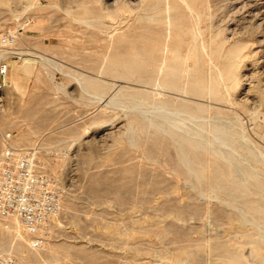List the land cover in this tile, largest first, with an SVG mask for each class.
<instances>
[{
  "label": "rangeland",
  "instance_id": "rangeland-1",
  "mask_svg": "<svg viewBox=\"0 0 264 264\" xmlns=\"http://www.w3.org/2000/svg\"><path fill=\"white\" fill-rule=\"evenodd\" d=\"M152 1L0 0V39L9 40L4 46L9 53L0 46V61L10 64L0 100V151L7 144L30 148L38 166L61 185L62 195L59 218L39 248L31 246L30 238L13 240L7 231L12 218L0 216V253L13 254L19 264H226L238 247L254 246V235L264 246V105L247 95L255 94L247 90L248 83L258 77L257 54L250 50L264 46V27L248 14L247 0H211V12L198 4L202 13L183 0H175L180 10L160 0L157 8L164 15L145 19L141 12ZM234 40L247 44L235 45L242 55L226 66L230 55L224 50ZM218 45L223 54L212 51ZM18 50L25 51L21 59L12 53ZM134 100L179 106L185 115L189 109L202 117L195 121L200 125L188 122L205 140L213 138L216 123H225L236 136L223 153H218L220 144L214 152L186 145L193 149V165L198 163L187 169L175 135L147 126L137 115L141 111L132 107Z\"/></svg>",
  "mask_w": 264,
  "mask_h": 264
},
{
  "label": "bare ground",
  "instance_id": "bare-ground-1",
  "mask_svg": "<svg viewBox=\"0 0 264 264\" xmlns=\"http://www.w3.org/2000/svg\"><path fill=\"white\" fill-rule=\"evenodd\" d=\"M116 1V0H115ZM142 1V0H141ZM144 1V0H143ZM211 0H183V2L187 5H194V9H196V10H198V12H201V10L200 9H198V8H196L197 6H198V4H200V5H202V6H209L210 7V4H211V2H210ZM242 1H244V0H233V2H237V3H241ZM246 1V0H245ZM31 2V1H30ZM160 2V0H153L151 3H150V5H148V6H146V7H143V12H141L142 13V16L143 17H145V19L146 18H149V19H156V18H160V16H161V14H163L164 15V13H161L160 12V10H161V6L159 5L158 6V8H157V5H158V3ZM167 2V1H166ZM165 2V3H166ZM216 2V1H215ZM214 2V3H215ZM223 2V1H222ZM232 2V1H231ZM230 2V3H231ZM136 3V2H135ZM244 3V5L246 4L245 2H243ZM247 3L250 5V11L248 12V14L249 15H253L257 20H258V22H257V24H258V27H264V0H247ZM217 4V3H216ZM215 4V5H216ZM135 5V4H134ZM170 5H171V7H173V8H175V10H177V9H179L180 10V6L179 5H177L176 4V2H175V0L172 2V3H170V1L168 0V7H170ZM220 5V4H219ZM230 5H232V4H230ZM237 5V4H236ZM85 6V5H84ZM139 6V5H138ZM137 6V7H138ZM189 7V6H188ZM187 7V8H188ZM214 6H212V8H213ZM219 7V6H218ZM88 8V7H87ZM136 8V7H135ZM217 8V7H216ZM216 8H215V10H216ZM116 9V8H115ZM120 9V8H119ZM124 9V8H123ZM141 9V8H140ZM153 9V10H152ZM155 9V10H154ZM219 9V8H218ZM131 10H133V9H131ZM137 10V9H136ZM190 10H191V8H190ZM200 10V11H199ZM209 10H210V12H211V7L209 8ZM213 10V9H212ZM214 10V11H215ZM116 11V10H115ZM124 11V10H123ZM134 11V10H133ZM247 11V10H246ZM255 11V12H254ZM117 12V11H116ZM121 12V11H120ZM120 12H118V13H120ZM125 12H127L128 13V10L126 11L125 10ZM140 12V11H139ZM188 12V11H187ZM191 12V11H190ZM254 12V13H253ZM124 13V12H123ZM122 13V14H123ZM131 13H134V12H131ZM130 13V14H131ZM192 13V12H191ZM202 13V12H201ZM94 14V13H93ZM176 14V13H175ZM210 14V13H209ZM244 14V13H243ZM84 15V14H83ZM112 15V14H111ZM111 15H109V16H111ZM116 15V14H115ZM177 15V14H176ZM180 15V14H179ZM85 16V15H84ZM113 17H114V15H112ZM111 16V18H113ZM126 16V15H125ZM136 16V15H135ZM211 16V15H210ZM244 16V15H243ZM89 17V16H88ZM95 17V16H94ZM116 17V16H115ZM114 17V20L116 19ZM118 17V16H117ZM30 18V17H29ZM131 18H132V15H131ZM130 18V19H131ZM133 18H134V14H133ZM178 18V17H177ZM248 18V17H247ZM28 19V18H27ZM84 19V18H83ZM95 19V18H94ZM94 19H92V20H94ZM96 19H97V17H96ZM103 19V18H102ZM144 19V20H145ZM80 20V19H79ZM88 20H90V18H88ZM113 20V19H112ZM125 20V19H124ZM210 20V19H209ZM255 20V19H254ZM27 21V20H26ZM32 21V20H31ZM30 21V22H31ZM96 21V20H95ZM126 21H128L127 19H126ZM121 22V21H120ZM120 22H118V23H120ZM125 21H123V23H124ZM168 22V21H167ZM204 22V21H203ZM107 23V22H106ZM116 23V22H115ZM166 23V22H165ZM208 23V22H207ZM216 23V22H215ZM111 24V23H110ZM171 24V23H170ZM106 25H109V22L106 24ZM128 25V24H127ZM202 25V24H201ZM205 25V24H204ZM210 25V24H209ZM110 26V25H109ZM117 26V25H116ZM115 26V27H116ZM119 26V25H118ZM117 26V27H118ZM142 26H144V25H142ZM193 26V25H192ZM206 26V25H205ZM211 26V25H210ZM209 26V27H210ZM190 27V26H189ZM211 28H212V26H211ZM11 29V28H10ZM117 29V28H116ZM167 29V28H166ZM108 30V29H107ZM113 30V29H112ZM192 30V29H191ZM110 31V30H109ZM127 31V30H126ZM210 31H212V29L211 30H209V32L208 33H210ZM113 32V31H112ZM199 32V31H198ZM239 32V31H238ZM246 32V31H245ZM3 33V32H2ZM168 33V32H167ZM211 33H213V32H211ZM111 34V33H110ZM121 34V33H120ZM203 34V33H202ZM198 35V34H197ZM110 36V35H109ZM188 36V35H187ZM118 37H119V34H118ZM230 37V36H229ZM192 38V37H191ZM195 38V37H194ZM210 38V37H209ZM239 38V37H238ZM258 38V37H257ZM197 39V38H196ZM218 39V38H217ZM231 39V38H230ZM240 39V38H239ZM245 39V38H244ZM243 39V40H244ZM220 40V39H219ZM242 40V39H241ZM241 40H234L233 41V43H231L229 46H227V48H225V50H224V48L222 47V46H220V45H218V46H216V47H213L214 48V50H212V51H214V52H216V53H221L222 52V54H223V52L225 51V54L227 55H230V57H229V59L228 60H225L226 62L224 63V65H226V66H231V65H233L235 62H236V60H238V59H240V57H241V51H240V48L238 47H235V45L238 43V42H243L244 43V41H241ZM249 40V39H248ZM261 40V39H260ZM259 40V41H260ZM199 41V40H198ZM209 41H210V39H209ZM257 41V40H256ZM255 41V42H256ZM137 42V41H136ZM223 42V41H222ZM258 42V41H257ZM261 42H264V38L261 40ZM15 43V42H14ZM117 44V43H116ZM201 44H202V40H201ZM222 44V43H221ZM244 44H247L246 43V41H245V43ZM213 45V44H212ZM113 46V45H112ZM197 46V45H196ZM249 46V45H248ZM253 46H255V45H253ZM12 47V46H11ZM20 47V46H19ZM252 47V46H251ZM21 48H22V46H21ZM24 48V47H23ZM202 48V47H201ZM209 48V47H208ZM192 50V49H191ZM224 50V51H223ZM248 50H249V48H248ZM0 51H3V50H0ZM240 51V52H239ZM250 51H252L253 52V54H257V58H256V64H257V74H258V77H254V78H257L256 79V81H254L253 82V80L251 81V82H249L248 83V91H250V90H253L254 92H255V94H252V93H250V94H248L247 93V95H248V98H249V100H252L253 102L254 101H258L259 103H258V105H260V103L261 102H263V105H264V46L263 45H257V46H255V47H253V49L252 50H250ZM249 51V52H250ZM5 53L6 52H8L9 53V50H5L4 51ZM13 54H15V57L16 58H23L22 57V55H24L25 54V51H23V50H18V51H13L12 52ZM26 53H27V51H26ZM108 53V52H107ZM136 53V52H135ZM28 54V53H27ZM138 54H139V52H138ZM99 55L101 56L102 54H100L99 53ZM196 55V54H195ZM198 55V54H197ZM207 55H208V53H207ZM249 55V54H248ZM251 55V54H250ZM11 56V55H10ZM41 56V55H40ZM99 56V57H100ZM132 56V55H131ZM200 56V55H199ZM256 56V55H255ZM43 57V56H42ZM134 57V56H133ZM150 57V56H149ZM198 57V56H197ZM209 57V56H208ZM249 56H247V58H248ZM252 57V56H251ZM20 58V59H21ZM102 58H103V56H102ZM106 58V57H105ZM135 58V57H134ZM139 58V57H138ZM137 58V59H138ZM219 58H220V55H219ZM198 59V58H197ZM252 59H254V57H252ZM2 60V59H1ZM102 60H104L105 61V59H102ZM141 59H139V61H140ZM148 60V59H147ZM150 60V59H149ZM148 60V61H149ZM159 60V59H158ZM200 60V59H199ZM210 60V59H209ZM208 60V61H209ZM129 61V60H128ZM139 61L137 62L136 60H134L133 62H137V63H139ZM157 61V60H156ZM27 62V61H26ZM103 62V61H102ZM141 62V61H140ZM146 62V61H145ZM122 63V62H121ZM142 63V62H141ZM22 64V63H21ZM28 64V66H29V63H27ZM132 64V63H131ZM215 64V63H214ZM117 65V64H116ZM120 66H121V64H119ZM126 65V64H125ZM134 65V64H133ZM132 65V67H134ZM140 65V64H139ZM147 65V64H146ZM150 65V64H149ZM155 65V64H154ZM213 65V64H212ZM122 66H124V65H122ZM127 66V65H126ZM130 66V65H129ZM140 66H143V65H140ZM139 66V67H140ZM151 66V65H150ZM208 66H210V65H208ZM207 66V67H208ZM236 66H237V64H236ZM9 67H10V64H9V62H8V69H9ZM114 67V66H113ZM118 67V66H117ZM128 67V66H127ZM127 67H125V70H127L126 68ZM136 67H137V64H136ZM200 67H203V66H200ZM206 67V68H207ZM147 68V67H146ZM171 68V67H170ZM205 68V67H204ZM203 68V69H204ZM205 68V69H206ZM212 68H215L214 66L212 67ZM19 69V68H18ZM26 69V68H25ZM159 69H161L160 67H159ZM158 69V70H159ZM124 70V69H123ZM157 70V69H156ZM115 71H117V70H115ZM121 71V70H120ZM151 71V70H150ZM179 70L178 69H176V72H178ZM208 71V70H207ZM214 71H215V69H214ZM236 71H238V69H236ZM157 72V71H156ZM172 72H175V70L173 71V69H172ZM175 72V73H176ZM181 72V71H180ZM150 72H148V74H149ZM152 73H153V71H152ZM166 73H168V72H166ZM175 73H174V75H175ZM183 73V72H182ZM131 74V73H130ZM134 75L133 76H135V73H133ZM177 75H179L178 73H176ZM197 74V73H196ZM129 75V74H128ZM132 75V74H131ZM182 75H184V73L182 74ZM187 75L189 76H191V72H190V74H189V72H188V74H186V77H187ZM192 75H193V73H192ZM234 75H235V73H234ZM236 75H237V73H236ZM173 76V75H172ZM231 76V75H230ZM229 76V77H230ZM245 76H247V75H245ZM251 76V75H250ZM137 77V76H136ZM139 77H141L140 76V73H139ZM138 77V78H139ZM143 77V76H142ZM141 77V78H142ZM195 76H192V78H194ZM200 77V76H199ZM217 77H219V75L217 76ZM221 77V76H220ZM21 78V77H20ZM144 78V77H143ZM177 78V77H176ZM188 78V80L193 84V82L195 81L196 82V80H193V82L190 80V78L189 77H187ZM201 78V77H200ZM179 79V78H178ZM186 79V78H185ZM184 79V81H186ZM204 78H203V76H202V78H201V80H203ZM219 79V78H218ZM144 80V79H143ZM147 80H149L148 78H147ZM153 80V79H152ZM205 80V79H204ZM209 80V79H208ZM245 80V79H244ZM199 81V80H198ZM206 81V80H205ZM204 81V82H205ZM249 81V80H248ZM247 81V82H248ZM11 82V81H10ZM14 82L15 83H17L15 80H14ZM135 82V81H134ZM151 82V81H150ZM173 82L174 83H176V81H174L173 80ZM177 82H179V81H177ZM182 82V81H181ZM224 82V81H223ZM14 83V84H15ZM163 83H165V82H162V84ZM168 83V82H167ZM190 83V84H191ZM202 83V82H201ZM150 84V83H149ZM156 84V83H155ZM155 84H153V86H155V88H156V85ZM169 84H171V82L169 83ZM169 84H168V86H169ZM173 84V83H172ZM188 84V82L186 83V85ZM191 84V85H192ZM195 84V85H194ZM193 85L194 86H197V84L196 83H194ZM206 84V83H205ZM223 84V83H222ZM17 85V84H16ZM148 85V84H147ZM150 85H152V84H150ZM159 85V84H158ZM167 84H165V86H166ZM182 85V84H181ZM192 85V86H193ZM202 85V84H201ZM149 86V85H148ZM152 86V87H153ZM164 86V85H163ZM174 86H176L177 87V85H174ZM178 86H180V85H178ZM204 86V85H203ZM206 86V85H205ZM212 86H214V85H212V84H210V88H212ZM133 87V86H132ZM158 87V86H157ZM183 87H184V84H183ZM186 87V86H185ZM207 87H209V86H207ZM206 87V88H207ZM149 88H151V86L149 87ZM160 88V87H159ZM171 88H173V85L171 86ZM181 88V87H180ZM189 88V87H188ZM196 88V87H195ZM194 88V89H195ZM198 88V87H197ZM196 88V89H197ZM206 88H204V89H206ZM216 88V87H215ZM214 87L212 88V89H215ZM142 89V88H141ZM174 89H176V88H174ZM178 89H179V87H178ZM199 89H201L200 87H199ZM204 89H203V87H202V91H204ZM207 89H209V88H207ZM217 89V88H216ZM215 89V90H216ZM139 90V89H138ZM151 90H152V88H151ZM180 90V89H179ZM184 90V89H183ZM215 90H213L212 91V94H213V92L214 93H216L215 92ZM224 90V89H223ZM142 91V90H141ZM145 91V90H144ZM188 91H190V90H188ZM207 91V90H206ZM149 92V91H148ZM153 92V90L151 91V93ZM199 92V91H198ZM219 92V91H218ZM253 92V93H254ZM200 93H202V92H200ZM205 93V92H204ZM208 93H209V90H208ZM223 93V92H222ZM160 94V93H159ZM158 94V95H159ZM175 94V93H174ZM180 94V93H179ZM207 94V93H206ZM217 94V93H216ZM220 94V93H219ZM140 95V94H139ZM149 95V94H148ZM152 95H153V93H152ZM155 95V94H154ZM156 95H157V93H156ZM157 95V96H158ZM162 95V94H161ZM165 95V94H164ZM177 95H178V93H177ZM185 95H187V94H185ZM203 95V94H202ZM221 95V94H220ZM224 95V94H223ZM135 96V95H134ZM150 96H151V94H150ZM178 96H180V95H178ZM210 96V95H209ZM228 96V95H227ZM176 97V96H175ZM195 97V96H194ZM247 97V96H246ZM159 98H160V96H159ZM162 98V97H161ZM182 98V97H181ZM184 98V97H183ZM247 98V99H248ZM136 99V98H135ZM138 99V98H137ZM141 99V98H140ZM143 99V98H142ZM145 99H147V98H145ZM156 99H158V98H155V100ZM169 99V98H168ZM175 99V98H174ZM179 98H177V100H178ZM185 99H187V98H185ZM188 99H190V98H188ZM195 99V98H194ZM228 99V98H227ZM150 100V99H149ZM153 100V99H152ZM166 100V99H165ZM172 100V99H171ZM225 100H226V97H225ZM147 101V100H146ZM161 101H164V100H161ZM194 101V100H193ZM198 101H200V100H197V101H195V102H198ZM205 101V100H204ZM153 102V101H152ZM177 102V101H176ZM182 102V101H181ZM180 102V103H181ZM222 102V101H221ZM178 103V102H177ZM182 103H184V102H182ZM257 103V102H256ZM171 104V103H170ZM179 104V103H178ZM197 104V103H196ZM198 104H199V102H198ZM203 105V102L201 101L200 102V105ZM215 104V103H214ZM199 105V106H200ZM219 105V104H218ZM257 104H255V106H256ZM262 105V104H261ZM260 105V106H261ZM177 106V105H176ZM185 106V105H184ZM188 106H189V104H188ZM132 107H134L135 109H137V110H140L141 111V113H139V114H137L138 116H140L143 120H144V122L145 121H147V122H145L146 124L147 123H149V124H151V125H154L156 128H158V129H160V130H165V131H161V132H166L167 130H169V131H171L175 136H174V138L177 140V143H179V146H180V151H181V154H180V152H177L178 154H179V156L182 158V160L185 162H183L184 164H186V167H187V169H188V166L191 168V169H193L192 168V166H195V164H198V163H195L194 165H193V163L194 162H196V161H194V158H193V156H192V154H190L189 152H191V153H193L192 151H193V149H191L190 148V150H188V148H187V146L189 147V146H191V144H193V145H195V146H197V147H201V148H205L206 150H208V152H214L216 149H217V147H216V145L218 144H220L221 145V148H218L217 150L219 151H217L218 153H223L224 151H228L227 150V147H229L230 145H231V141H232V139H233V137H235L236 135H235V133H233L232 131L230 132V130H229V128L227 127V125L225 124V123H216L215 124V126H214V128H213V138L210 140V141H208L207 139L205 140V138H204V136H203V133H198V132H195L196 130L195 129H193V127H191L190 125H191V123H190V125H189V122L188 121H190V122H192V121H194V124L196 123L195 121H196V118H202V117H195V115L193 116V115H191V113L189 112V109L187 110L188 111V115H185L186 113V110H181L180 108H179V106H178V108H174V107H172V105H168L167 103H155V104H149V103H146L145 101H143V100H134L133 101V103H132ZM187 108V107H186ZM260 109V108H259ZM195 110H196V108H195ZM183 111H185V112H183ZM193 111V110H192ZM209 111V110H208ZM210 112V111H209ZM208 112V113H209ZM213 112V111H212ZM185 113V114H184ZM216 113V112H215ZM260 114H261V112H260ZM212 115V114H211ZM262 116V115H261ZM137 116H135V118H136ZM194 117V118H193ZM208 117H209V115H208ZM260 117V116H259ZM138 118V117H137ZM141 118H138V119H140L141 121H142V119ZM205 118V116L203 117V119ZM194 119V120H193ZM206 119V118H205ZM227 119H229V118H227ZM262 119V118H261ZM201 120V119H200ZM233 120V119H232ZM209 121V120H208ZM207 121V123H209ZM227 121V120H226ZM229 121V120H228ZM143 122V121H142ZM216 122V121H215ZM224 122V121H223ZM140 123V122H139ZM198 124H199V122H197ZM196 123V124H197ZM201 125H203V123H206V122H202V120H201ZM135 124V123H134ZM146 124H144L145 126H146ZM210 124V123H209ZM141 125V124H140ZM144 125H142V126H144ZM200 125V124H199ZM205 125V124H204ZM200 126V127H205V126ZM144 126V127H145ZM147 126H148V124H147ZM150 126V125H149ZM118 127V126H117ZM133 127V126H132ZM131 127V128H132ZM137 127V126H136ZM136 127H134V128H136ZM141 127V126H140ZM144 127H142V128H144ZM151 127V126H150ZM197 127V126H196ZM142 128H140V129H142ZM156 128H154V129H152V130H155ZM206 128V127H205ZM205 128H203V129H205ZM146 128H144V129H142V132H143V130H145ZM150 130H149V132L150 131H152L151 130V128H149ZM197 129V128H196ZM209 129V128H208ZM207 129V130H208ZM133 130V129H132ZM134 130H138V129H134ZM201 130V129H200ZM199 130V131H200ZM210 130V129H209ZM233 130H235V129H233ZM236 130H238V129H236ZM242 130V129H241ZM141 131V130H140ZM158 131V130H157ZM134 132V131H133ZM132 132V136H134V133ZM160 132V133H161ZM206 132V131H205ZM137 133H138V131H137ZM152 133H156L157 134V132L156 131H152ZM162 133V134H163ZM168 133V132H167ZM170 133V132H169ZM169 133H168V136H169ZM241 133V132H240ZM150 134V133H149ZM155 134V135H156ZM196 134V135H195ZM208 134H209V131H208ZM148 135V134H147ZM147 135H146V137H147ZM151 135V134H150ZM235 135V136H234ZM242 135H243V132H242ZM157 136V135H156ZM159 136H161V134L159 135ZM172 136V135H171ZM170 136V137H171ZM239 136H240V134H239ZM150 137V136H149ZM153 136H151V138H152ZM158 137V136H157ZM211 137V136H210ZM242 137V136H241ZM246 137L247 136H245V138H243V139H245L246 141H248L247 139H246ZM132 138V137H131ZM148 138V137H147ZM146 138V139H147ZM162 138H164V134L162 135ZM207 138H209V137H207ZM248 138V137H247ZM133 139V138H132ZM139 138H137V140H138ZM149 139V138H148ZM147 139V140H148ZM159 139V138H158ZM169 139H172V137L171 138H169ZM154 140H156V139H154ZM160 140V139H159ZM162 141H164L163 139H161ZM235 140V139H234ZM133 141V143H134V139L132 140ZM149 141H150V139H149ZM161 141V142H162ZM173 141V140H172ZM172 141L170 142V143H172ZM240 141H242L241 140V138H240ZM154 142V141H153ZM166 142H167V140H166ZM175 142V141H174ZM235 142V141H234ZM156 143V142H155ZM154 143V144H155ZM159 143V142H158ZM163 143H165V142H163ZM169 143V144H170ZM177 143H176V145H177ZM233 143V142H232ZM161 144V143H160ZM166 144V143H165ZM240 144V143H239ZM187 145V146H186ZM219 145V146H220ZM235 146V145H234ZM178 147V146H177ZM237 147V146H236ZM235 147V148H236ZM162 148V147H161ZM179 148V147H178ZM237 149V148H236ZM235 149V150H236ZM246 149V148H245ZM178 150V151H179ZM192 150V151H191ZM203 150V149H202ZM248 150H249V148H248ZM229 151H230V149H229ZM237 151V150H236ZM244 151H247V150H243V152ZM256 151V150H255ZM161 152H162V150H161ZM233 152V151H232ZM238 152H241L240 151V149H239V151ZM199 153V152H198ZM204 153V152H203ZM231 153V152H230ZM247 153V152H246ZM228 154V153H227ZM233 154V153H232ZM245 154V153H244ZM261 155H262V153H260ZM220 155V154H219ZM221 155H225V154H221ZM236 155V154H235ZM245 155H248V154H245ZM244 155V156H245ZM259 155V154H258ZM196 156V155H195ZM205 156V155H204ZM203 157V156H202ZM225 157H227L226 155H225ZM229 157H232V156H229ZM239 157V156H238ZM247 157V156H246ZM263 157V156H262ZM222 158V157H221ZM248 158V157H247ZM196 159V158H195ZM226 159H228V157L226 158ZM226 159H225V161H226ZM199 159L197 158V161H198ZM230 160V159H229ZM224 161V162H225ZM245 161V160H244ZM223 162V163H224ZM206 163H210L209 162V158H207L206 159ZM230 163V162H229ZM225 164H226V162H225ZM224 164V165H225ZM188 165V166H187ZM232 165H233V163H232ZM199 166H201V165H199ZM216 166V165H215ZM247 166H248V164H247ZM218 167V166H217ZM224 167V166H223ZM243 167V166H242ZM219 168V167H218ZM235 168V167H234ZM166 169V168H165ZM191 169H189L188 171H191ZM207 169V168H206ZM220 169V168H219ZM194 170V169H193ZM203 170V171H202ZM202 170L200 171V172H202V174H203V172H204V169L202 168ZM213 170V169H212ZM213 171H215V170H213ZM212 171V172H213ZM199 172V173H200ZM245 172V171H244ZM250 172V171H249ZM191 173L192 172H190V175H191ZM199 173H196V175H199ZM205 173H206V171H205ZM204 173V174H205ZM203 174V175H204ZM219 174V173H218ZM228 174V173H227ZM242 174V173H241ZM176 175V174H175ZM201 175V174H200ZM203 175H202V177H203ZM220 175V174H219ZM251 175V174H250ZM253 175V174H252ZM154 176V175H153ZM218 176V175H217ZM222 176V175H221ZM220 176V177H221ZM230 177H231V175H229ZM201 177V178H202ZM205 177H206V174H205ZM216 177V176H215ZM222 177H224V176H222ZM229 177V178H230ZM256 177V176H255ZM211 178V177H210ZM219 179V176L218 177H216V179ZM251 178V177H250ZM233 180H234V178H232ZM236 179V178H235ZM246 179V178H245ZM254 179V178H253ZM207 180V179H206ZM210 180V179H209ZM222 179H220V182H222V183H224V182H226V180L223 182V181H221ZM230 180V179H229ZM243 180V179H242ZM210 182H211V184H208V186L209 185H211V186H209L208 188H210V187H213L212 186V181L210 180ZM209 182V183H210ZM219 182V181H218ZM227 182H229V181H227ZM236 182L237 181H235V182H233V183H235L236 184ZM247 182V181H246ZM232 183V181L230 182V185H234V184H231ZM249 183V182H248ZM148 184V183H147ZM238 185V187H239V184H240V186H241V184L242 183H240V182H238L237 183ZM243 185V184H242ZM244 186V185H243ZM249 186V185H248ZM58 187H59V189H61V185H58ZM245 187V186H244ZM244 187H239V188H241L242 190L244 189ZM234 189V188H233ZM232 189V190H233ZM235 189H236V187H235ZM240 189V190H241ZM247 189V188H246ZM211 190H212V188H211ZM63 191V190H62ZM236 191V190H235ZM61 192V191H60ZM147 192H148V190H147ZM149 193V192H148ZM117 194V193H116ZM61 197H62V195H61ZM169 198V197H168ZM167 198V199H168ZM171 198V197H170ZM159 200V199H158ZM161 200V199H160ZM134 202H136V200H134ZM179 202V201H178ZM160 205V204H159ZM166 206V205H165ZM263 207V206H262ZM240 210V209H239ZM257 210V209H256ZM137 211V210H136ZM251 212V213H253V211H251L250 209L248 210V212ZM255 211V210H254ZM138 212V211H137ZM175 214V213H174ZM244 215H245V213H244ZM252 216H254L253 214H252ZM259 216V215H258ZM133 217V216H132ZM263 217V216H262ZM12 218V221L10 222H8L9 224H8V233H10L11 234V236H13V240H15V241H17V242H19V243H21V242H23V239H29V237H28V235H25V233L23 232V231H25V230H23L24 228H23V226L20 224V222L18 221V219H16L15 217H11ZM159 219V218H158ZM264 219V218H263ZM136 219H134V221H135ZM160 220V219H159ZM132 221V220H131ZM138 221H140V220H138ZM155 221V220H154ZM156 222H157V220H156ZM255 222V221H254ZM134 223V222H133ZM155 223V222H154ZM153 223V224H154ZM262 223H264V222H262ZM261 223V224H262ZM152 224V225H153ZM156 224V223H155ZM159 225H161L160 223H159ZM159 225L158 224H156V226H158L159 227ZM256 224H254V226H255ZM154 226V225H153ZM262 225H259V226H257L256 225V228H259V227H261ZM144 229V228H143ZM261 229V228H260ZM240 230V229H239ZM142 230H139V232H141ZM257 231V230H256ZM258 231H259V229H258ZM143 232V231H142ZM164 232V231H163ZM250 232V231H249ZM260 232H262L261 230L259 231V233ZM159 234H161V233H159ZM165 234V233H164ZM255 234H256V232H255ZM235 235V234H234ZM250 236H249V239H250V237L253 235L252 233L251 234H249ZM165 236V235H164ZM264 236V235H263ZM216 237V236H215ZM217 237H219L218 235H217ZM208 239V238H207ZM162 240V239H161ZM231 240V239H230ZM229 240V241H230ZM253 241L254 242V246L252 247V248H249V250L245 247V246H241V247H238V249H235L236 251H234V253H232V254H230V255H232L231 257H230V259H229V261L228 262H226V264H235V263H233L234 261H240V263L241 264H264V253L261 251V249H262V246H263V242H262V239L261 238H259L258 236H252L251 237V239H250V241ZM144 241V240H143ZM187 241V240H186ZM204 241V240H203ZM200 242V241H199ZM234 243H235V241H233ZM228 243V242H227ZM236 244H238V243H236ZM187 245H189V243L187 244ZM212 245V244H211ZM222 245V244H221ZM233 245H235V244H233ZM239 245V244H238ZM236 246V245H235ZM182 247V246H181ZM202 247V246H201ZM237 247V246H236ZM264 247V246H263ZM186 249H188V248H186ZM51 250V249H50ZM189 250V249H188ZM215 250V249H214ZM167 251V250H166ZM178 251H180V250H178ZM185 252H186V254L188 253L186 250H184ZM216 251V250H215ZM264 251V250H263ZM214 252V251H213ZM217 252V251H216ZM247 252V253H246ZM251 252L253 253V258L251 259V260H248L249 259V257H248V259H247V257H246V254H248L249 253V255L248 256H250V254H251ZM183 253V252H182ZM193 253V252H192ZM219 253V252H218ZM181 254V253H180ZM180 254H179V256H180ZM225 254V253H224ZM177 256H178V253H177ZM222 256V255H221ZM223 256H225V255H223ZM251 256H252V254H251ZM198 257V256H197ZM225 257H227V256H225ZM216 258V257H215ZM214 258V259H215ZM216 260V259H215Z\"/></svg>",
  "mask_w": 264,
  "mask_h": 264
},
{
  "label": "built area",
  "instance_id": "built-area-1",
  "mask_svg": "<svg viewBox=\"0 0 264 264\" xmlns=\"http://www.w3.org/2000/svg\"><path fill=\"white\" fill-rule=\"evenodd\" d=\"M8 37L0 39L3 50ZM5 46V47H4ZM8 62L0 61V100L7 83ZM11 132L6 134L11 139ZM62 210V197L54 178L38 166L30 148L7 144L0 151V216L15 217L30 238L41 247L52 234ZM0 264H19L11 253H0Z\"/></svg>",
  "mask_w": 264,
  "mask_h": 264
}]
</instances>
